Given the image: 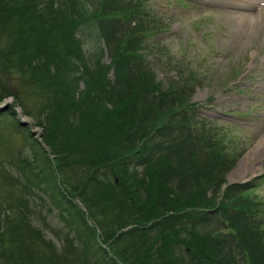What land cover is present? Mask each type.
Segmentation results:
<instances>
[{"label": "trees", "instance_id": "obj_1", "mask_svg": "<svg viewBox=\"0 0 264 264\" xmlns=\"http://www.w3.org/2000/svg\"><path fill=\"white\" fill-rule=\"evenodd\" d=\"M88 25L109 64L83 53ZM167 26L149 0H0V100L14 95L54 154L6 170L0 264H264V198L253 180L228 183L241 152L190 112L197 75L165 89L151 79L148 38ZM42 183L74 233L54 228L55 239L36 221L48 226L49 202L32 198Z\"/></svg>", "mask_w": 264, "mask_h": 264}, {"label": "rangeland", "instance_id": "obj_2", "mask_svg": "<svg viewBox=\"0 0 264 264\" xmlns=\"http://www.w3.org/2000/svg\"><path fill=\"white\" fill-rule=\"evenodd\" d=\"M229 1L149 0L168 24L148 38L154 51L149 56L155 70L151 79L155 78L165 89L169 81L188 78L195 72L199 81L187 95L190 112L197 120L208 121L209 118L217 127L216 135L220 138L226 135L227 140L237 142L234 150L241 152L226 173L228 183L253 180L264 198V0ZM258 11L262 14L260 21L255 19L260 17ZM81 29L76 36L81 39L83 53L89 57L97 54L103 63L109 64L111 56L99 28L88 25ZM109 74L113 76V72ZM12 80L17 82L18 74L13 75ZM80 84L84 86V81ZM6 104L8 108L0 109V189L10 183L6 170L17 171L22 160L37 157L40 164L46 153L54 157L43 140L44 126L24 111L14 95L0 100V108ZM17 118L28 122L20 124ZM56 179L62 183L58 173ZM46 185L42 183L39 187ZM41 188L36 193L42 195L43 200L39 195L32 198L39 207L49 202L42 209L48 226L42 217L38 216L36 221L55 239L58 236L54 228L76 229L78 224L73 216L69 214L72 219H67L70 218L67 211L52 199L51 190ZM223 188L216 196L218 200L223 197ZM15 189L20 190V184H16ZM71 200L74 206L84 210L88 222L95 225L82 199L74 195ZM49 207L51 211L47 210ZM65 222H70L69 226ZM228 230L227 226L223 229Z\"/></svg>", "mask_w": 264, "mask_h": 264}, {"label": "bare ground", "instance_id": "obj_3", "mask_svg": "<svg viewBox=\"0 0 264 264\" xmlns=\"http://www.w3.org/2000/svg\"><path fill=\"white\" fill-rule=\"evenodd\" d=\"M221 1H222V0H221ZM230 1H231V0H230ZM230 1H229V2H230ZM250 1H251V0H250ZM229 2H227L228 5H229L232 1H231L230 3H229ZM236 2H237V0H236ZM238 2H239V1H238ZM263 2H264V1H263ZM234 3H235V1H234ZM239 3H242V2H239ZM248 4H249V3H248ZM250 4H252V3H250ZM235 5H236V4H235ZM237 6H238V5H237ZM245 6H246V5H244V7H245ZM263 6H264V5H263ZM254 7H255V6H254ZM245 9H246V7H245ZM259 9H260V8H259ZM254 10H257V9H254ZM258 14H259L260 17H257L256 15H254V16L257 17V18H255L256 21H260V20L262 19L261 11H260V12L258 11ZM252 15H253V13H252ZM238 17H239V16H238ZM252 17H253V16H252ZM226 18H227V17H226ZM246 18H247V17H246ZM246 18H245V19H246ZM228 19H229V18H228ZM241 19H242V18H241ZM248 19H249V18H248ZM248 19H247V20H248ZM253 19H254V18H253ZM230 21H232V20H230ZM256 21H254V22H256ZM235 23H236V22H235ZM242 24H243V23H242ZM258 24H259V23H258ZM261 24H262V23H261ZM263 24H264V23H263ZM255 27H256V26H255ZM259 27H260V26H259ZM240 28H241V27H240ZM237 29H238V28H237ZM81 30H82V29H81ZM242 33H243V32H242ZM228 40H229V39H228ZM90 54H91V53H90ZM88 55H89V54H88Z\"/></svg>", "mask_w": 264, "mask_h": 264}, {"label": "water", "instance_id": "obj_4", "mask_svg": "<svg viewBox=\"0 0 264 264\" xmlns=\"http://www.w3.org/2000/svg\"><path fill=\"white\" fill-rule=\"evenodd\" d=\"M9 107V104H6L5 106H2L0 109H6V108H8ZM21 121L24 123V124H27V120L26 119H24V118H22L21 119Z\"/></svg>", "mask_w": 264, "mask_h": 264}]
</instances>
